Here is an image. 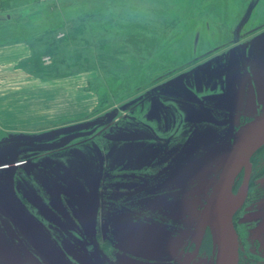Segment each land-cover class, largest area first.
<instances>
[{"label":"rangeland","instance_id":"374dc122","mask_svg":"<svg viewBox=\"0 0 264 264\" xmlns=\"http://www.w3.org/2000/svg\"><path fill=\"white\" fill-rule=\"evenodd\" d=\"M28 1L32 4L7 12L45 0ZM51 1H57L61 10L66 6L71 10L73 6L77 11L87 3L86 9L91 11L87 26L95 38L92 46L74 45L70 52L64 51L65 46H70V31L65 26L54 32L59 44L50 49L36 38L17 41L34 45L33 60L43 66L44 76L75 74L76 82L86 83L85 87L96 93L98 104L77 118L47 124L32 121L22 127L0 125V152L8 154L12 161L10 168L0 169V264H52L8 202V177L16 202L69 264H177L184 244L186 250L191 249L189 241L197 246L203 211L233 132L215 124L214 118L196 110L193 103L184 102V106L172 95L169 112L179 113L174 115L177 117H165L158 98L149 99L135 110L134 117L139 122L136 120L138 127L137 123L132 127L128 108L124 120L117 119L118 97L129 94L151 71L157 81L165 76L166 66L192 61L197 50L193 42L195 25L184 27V23L193 16L194 4L199 0ZM47 37L44 39L49 40ZM73 42L79 44L82 40ZM92 51L107 58L90 62L87 53ZM168 126L171 136L166 133ZM17 142L46 146L15 155L11 145ZM248 176L249 167L239 191L246 190ZM238 192L231 185L230 194ZM241 203L234 207L233 215L243 210L239 208ZM67 227L93 237L103 262L95 263ZM237 227L241 254L238 264L247 252L248 234L242 226ZM203 236L204 233L201 240ZM207 237L212 252L199 254L191 264H215L211 232ZM118 257L123 260L117 261Z\"/></svg>","mask_w":264,"mask_h":264},{"label":"flooded vegetation","instance_id":"af4514ba","mask_svg":"<svg viewBox=\"0 0 264 264\" xmlns=\"http://www.w3.org/2000/svg\"><path fill=\"white\" fill-rule=\"evenodd\" d=\"M194 5L193 16L184 23V27L189 23L191 28L192 24L195 25L193 42L197 50L191 56L192 61L188 63L184 60L182 64L170 68L166 66L163 71L165 76L157 81L153 80V71L149 72L129 94L118 97L117 119L124 120V114L130 111L132 127L136 123L138 127L135 110L141 103L156 98L162 104L165 117L178 115L169 112L170 100L174 98L171 95L182 105L193 103L196 110L209 114L215 124L228 127L233 135L239 126L264 113V0H199ZM156 84L159 85L156 87ZM165 129L167 136H171V127ZM5 156L10 158L8 154ZM9 166L3 165L0 169ZM246 171V167H242L236 175L232 183L234 192L242 186ZM244 185L245 196L239 207L243 210L232 217L235 229L240 225L248 234L247 252L242 254L238 264H264V143L250 158L249 176ZM103 228L106 229V225ZM66 230L95 263L103 262L102 251L93 237L82 234L74 227H67ZM208 234L210 231L206 229L198 246L189 241L190 250H186L187 244H184L183 255L177 264H181L185 257H189L186 264H191L199 254L212 252V245L206 240ZM261 254L263 258L259 259ZM118 260H123V257H118Z\"/></svg>","mask_w":264,"mask_h":264},{"label":"crops","instance_id":"0c3cea01","mask_svg":"<svg viewBox=\"0 0 264 264\" xmlns=\"http://www.w3.org/2000/svg\"><path fill=\"white\" fill-rule=\"evenodd\" d=\"M32 45H0V125L22 127L77 118L91 112L98 96L75 74L44 76L33 60ZM37 122V123H36Z\"/></svg>","mask_w":264,"mask_h":264},{"label":"water","instance_id":"95a60500","mask_svg":"<svg viewBox=\"0 0 264 264\" xmlns=\"http://www.w3.org/2000/svg\"><path fill=\"white\" fill-rule=\"evenodd\" d=\"M45 5L46 3H40L25 7L15 12H0V23L21 20L31 15L32 13L41 10ZM262 126H264V113L245 122L244 124L239 126L238 129L235 131L232 138L231 146L226 155L216 185L205 205L203 216L198 229L196 242L198 246L201 242V237L208 226L211 232L213 245L216 248L215 264H237L238 240L236 229L234 227L232 219L234 209L229 206L222 208L221 201L223 200V197L226 193L231 195V185L236 175L243 167V164L245 162H249L250 155L259 147L254 146L251 143V137L253 133ZM45 146L46 144L40 143L17 142L13 144L12 149L13 154L16 155L23 151L39 149ZM11 163V158H7L4 153L0 152V166H7ZM9 180L10 179L8 177L5 196L13 207L16 215L19 217L21 222L25 224V226L31 232L34 238L39 241V243L42 245L46 255L48 256L52 264H69L64 259L58 248L50 240V238L32 220V218L26 213V211L22 209V207L16 202L11 191ZM210 216H213L214 218L217 228L216 233L212 228ZM188 259L189 257H185L181 264H186L188 262Z\"/></svg>","mask_w":264,"mask_h":264},{"label":"trees","instance_id":"16d2710c","mask_svg":"<svg viewBox=\"0 0 264 264\" xmlns=\"http://www.w3.org/2000/svg\"><path fill=\"white\" fill-rule=\"evenodd\" d=\"M51 2V0H45L40 2L46 3L45 7L37 11L36 13L27 16L21 21L0 23V45L27 38V40L36 38L37 40H40L39 42H42L45 48L50 49L56 47V44H59V41L57 42L54 40V32L57 29H60L62 26H65L67 30L70 31L67 38L68 42L70 43V46H65L63 48L64 51L70 52L72 50L71 48L74 45L77 47H81L83 45L87 46V44H90V46H92L95 38L93 35H90V27L87 26V23H89V19H87V17H90L91 12L86 9V7H88L87 3L83 6H79L81 9L77 11L76 8H73V6H71L73 0H71V4L69 5L72 7H70L71 10L67 9L68 6L61 10L59 7H57V1H53V3ZM29 4H32V1L29 2L28 0H22L20 2H10L9 0H0V11L14 10L27 6ZM96 10L98 11V9ZM24 20H27L29 23L24 24ZM75 22H78V24H76L77 27L72 26ZM81 24L82 27H78ZM38 28L39 31H37ZM35 33L38 34L35 35ZM44 37L50 39L46 40L44 39ZM77 38L81 39L82 42H80L79 44H74L75 42L73 41ZM33 47L34 45H32V48ZM106 58L107 57L100 54L99 52L92 51V53L90 54L87 53V59L90 62L102 61Z\"/></svg>","mask_w":264,"mask_h":264},{"label":"bare ground","instance_id":"6f19581e","mask_svg":"<svg viewBox=\"0 0 264 264\" xmlns=\"http://www.w3.org/2000/svg\"><path fill=\"white\" fill-rule=\"evenodd\" d=\"M252 144L254 146H260L264 143V126H262L261 128H259L258 130H256L252 137ZM248 162H245L243 164V167H246V169H248ZM244 193L245 191L241 189V191L238 192V194L236 193L235 196H232V195H229L228 193H226L223 197V200L221 201V206L222 208L226 207V206H229L231 208L234 209V207L238 206L242 199H243V196H244ZM211 217V223H212V228L214 230V232L216 233V224H215V221H214V218L213 216H210Z\"/></svg>","mask_w":264,"mask_h":264}]
</instances>
